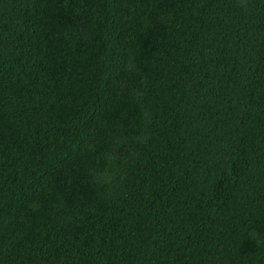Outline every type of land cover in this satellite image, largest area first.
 <instances>
[{
	"label": "trees",
	"instance_id": "1",
	"mask_svg": "<svg viewBox=\"0 0 264 264\" xmlns=\"http://www.w3.org/2000/svg\"><path fill=\"white\" fill-rule=\"evenodd\" d=\"M0 264H264V0H0Z\"/></svg>",
	"mask_w": 264,
	"mask_h": 264
}]
</instances>
